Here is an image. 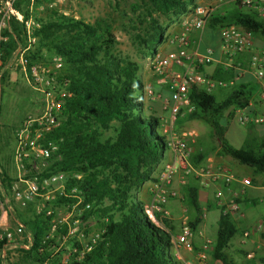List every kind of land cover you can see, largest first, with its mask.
Segmentation results:
<instances>
[{
    "label": "trees",
    "instance_id": "16d2710c",
    "mask_svg": "<svg viewBox=\"0 0 264 264\" xmlns=\"http://www.w3.org/2000/svg\"><path fill=\"white\" fill-rule=\"evenodd\" d=\"M130 1L132 14L139 10V6L144 8V15L134 16V21L140 23L139 19H147L146 37L141 41L150 46L164 39L163 28L152 15L174 17L183 13L186 3L191 2ZM22 2L26 3V0H17L14 7L27 18V12L20 7ZM35 21L38 25L33 28L32 35L36 44L24 55L26 65L29 67L46 61L48 57H59L66 73L56 77V84L62 85L69 95L62 104L57 128L44 137L56 145L57 151L41 175L65 174L67 191L63 196L54 198L51 206L64 207L81 198L84 204L89 205L81 223L93 217L102 230L91 251L83 254L78 261L73 256L68 264H177L169 253L171 223L160 212L152 213L154 222L149 220L143 203L132 195L133 189L141 183L154 181L151 175L167 150L165 138L159 133L158 119L143 113L137 65L112 55L114 41L106 25L92 26L55 13ZM229 25L239 26L249 36L264 37V18H259L254 11L234 9L215 13L205 27L219 30ZM24 44L21 25L11 21L8 41L1 47L2 63L15 55L17 46ZM197 69L202 72L201 66ZM3 78L0 76L1 81ZM209 78L225 84V87L217 88L220 97L191 86L188 99L194 111L184 118L205 122L218 156L247 168L252 175L264 174V140L248 138L242 146L234 148L224 137L226 126L220 123L224 112L228 111L226 120H230L233 110L247 108L251 90L247 85L236 82L238 76L232 67L216 65ZM105 133L110 134L103 137ZM3 137L0 135V139ZM2 141L0 153L6 145L5 138ZM203 158V155H198L193 159L200 162ZM0 167V189L7 193L12 180L1 163ZM75 175H79L80 179L77 180ZM72 187L75 193L69 194L68 190ZM181 202L189 214L186 224L194 230L202 214L196 184L182 188ZM15 219L23 227L30 244L27 251H20L15 258L17 264L52 262V249L57 246L54 242L62 241L66 225L58 226L45 240L50 217L34 213L23 218L16 213ZM236 233L228 214H219L213 244L208 251L211 260L220 264H235L228 256L227 248Z\"/></svg>",
    "mask_w": 264,
    "mask_h": 264
},
{
    "label": "built area",
    "instance_id": "2783aa9c",
    "mask_svg": "<svg viewBox=\"0 0 264 264\" xmlns=\"http://www.w3.org/2000/svg\"><path fill=\"white\" fill-rule=\"evenodd\" d=\"M238 1L241 6L249 7L251 11L256 12L259 18H264V0ZM16 2L17 0H0V66L3 54L1 47L8 41L11 21H15L21 25L25 37L24 46H17L15 55L18 57L19 69L22 72H28L25 77L36 95L40 112L36 117H26L13 132L12 164L15 176L7 193L0 189V263L7 264L12 258H16L20 251H27L30 247L23 227L19 223L13 221V228L7 227L4 213L6 214L13 205L20 210L33 206L35 214L43 213L45 217L51 218L45 240L51 237L58 226L66 225L65 233L61 237L62 241L52 249L54 260L52 262L45 261L42 264H68L73 256L78 261L83 254L91 251L102 230L89 235L85 234L84 238L79 228L82 225V215L89 210V205L84 204L81 198H77L73 204L62 207L66 213L61 218L53 220L51 217L54 209L51 202L55 198L53 193L58 190L61 184L65 183L67 177L60 172L41 175L57 151L56 145L45 140L43 135L58 125L62 103L53 97L56 83L54 74L49 69L36 64H31L29 67L26 65L24 55L28 50H31L36 40L32 32L33 28L37 27V23L30 18H24L22 13L14 7ZM213 11L208 6L196 5L193 7L189 15L181 17L182 30L166 38L165 43L172 50L164 57L155 56L152 59V72L157 76L163 75V79H160L158 83L166 82L169 88V96L161 100L163 108L167 110V117L164 121V128L160 131L165 138L166 149L173 158L171 162L161 166L149 186V205L145 207L144 212L152 222L153 212H160L166 218L167 212L164 205L170 199L177 197L171 183L178 172L184 176L189 175L195 178L200 187L214 184L225 188L226 197L223 188L217 189L213 194L214 203L222 215L237 211L236 200L250 185L248 178H241L237 181L223 168L213 169L209 166L192 168L189 159L192 155L190 142L193 141L194 132L186 131L176 135L171 128L177 120L183 119L194 111L188 99L191 86L200 88L206 93H211L218 87H225V84L215 82L204 73L198 72L197 67L203 66L210 60L211 55L208 50L203 55H188L187 53L190 45L187 31L190 28L196 30L204 28ZM218 32L222 67H232L237 76L246 71L257 80L262 79L264 77V50H255L250 36L237 25H229L219 29ZM245 53L248 54L245 67L239 62L234 63L235 57ZM61 65L59 57L53 58L52 69L58 70ZM171 66L180 68V71L169 73ZM146 93L148 97L152 95L149 90ZM237 122L240 126L264 124V116L244 113L238 117ZM233 182H238L239 186L235 190H229V186ZM74 193L75 189H71L69 192V194ZM63 195L59 193L57 197ZM261 196L264 197V188H262ZM180 230L185 239V242L182 243L183 249L188 253H193L191 239L194 235L200 234L195 229H190L186 223L182 224ZM247 237L248 233L243 232L242 239ZM72 238H76L78 242ZM81 238L84 240L82 241ZM212 244L213 242L208 239L202 241L200 251L196 253V264H206V251L212 247ZM247 258L250 259L251 255H247ZM182 264L188 263L183 262Z\"/></svg>",
    "mask_w": 264,
    "mask_h": 264
},
{
    "label": "rangeland",
    "instance_id": "374dc122",
    "mask_svg": "<svg viewBox=\"0 0 264 264\" xmlns=\"http://www.w3.org/2000/svg\"><path fill=\"white\" fill-rule=\"evenodd\" d=\"M131 1L130 0H26V3L22 2L20 7L25 10L28 14L27 18H30L33 22L37 23L35 19L41 20L46 18L49 13H55L59 16H63L65 18H70L73 20L81 21L85 24L94 26L95 24L106 25L110 29V33L113 37L114 45L112 47V55L116 59L126 60L134 62L137 65V78L141 84V99L143 103V113L144 115L151 114L159 121V133L162 135L160 129L164 128V121L167 117V110L163 108V104L161 100L165 97L163 96L162 92L156 89V86L161 85L163 89L168 87V84L165 83H158L160 79H163V75L157 76L152 72V59L155 56L164 57L167 55L172 49L166 45L165 41L166 38L175 34L173 28L177 26L178 17L176 15L174 17H167L162 18L155 15H152L153 18L156 19L157 23L163 28V36L164 39L161 43L154 44L152 46L142 43L141 40H144L146 37L147 32V21L146 18L139 19V22L134 21V16H143L144 15V8L139 6V10H136L134 14L131 11ZM138 21V20H137ZM38 25V24H37ZM36 41L32 45V48L35 46ZM53 58L55 57H48L46 61L37 62L35 63L38 66L44 67L49 69L55 77L63 76L66 73V70L63 65L58 70L52 69L53 67ZM242 63H241V62ZM239 62L241 65L244 62L241 59L236 60L234 63ZM205 65V64H204ZM0 76H4L3 80H0V135L5 136L0 140L5 138L6 145L4 144V148H2L3 152L0 153V163L4 169L6 175L12 180L15 176V169L12 164V150H13V132L18 127L20 122L24 120L26 117H36L39 115L40 107L36 102V95L30 88L26 77V72H22L19 69L18 64V57L13 55L6 63H2L0 66ZM180 68L176 66H171L169 68V73L179 72ZM204 74L209 76L210 74L204 70ZM203 73V72H202ZM2 74V75H1ZM255 79L252 77V80ZM149 90L152 92V95L148 97L146 91ZM212 95L217 96L219 98V90L215 89L212 92ZM225 93V92H224ZM137 95V94H136ZM53 97L56 101H60L62 104L69 98V95L66 91H64L63 86L60 84L54 85ZM166 113V114H165ZM226 112L223 113L225 116ZM221 124L226 126L227 137L226 140L231 146L234 148H239L242 143L240 144V138L243 132L242 127L238 126L236 123V119L226 120L221 119ZM58 126V125H57ZM57 126L52 130L56 129ZM172 131L176 135H180L182 132L186 131H193L195 136L197 134L203 135L200 137L198 143L197 142H190V146L192 148V155L191 159L189 160V164L192 168L197 169L201 167V163L199 161L194 160V156L201 155L202 153L208 152L213 154L217 161L216 166L213 169H225L227 170L232 176L235 178V175L240 173L242 170H246V172H250L247 168L240 166L226 157L215 155V142L214 139L210 135V129L205 124L202 119H180L177 120L171 126ZM261 131V136L264 139V126L259 127ZM110 133H105L103 137L108 136ZM163 136V135H162ZM232 136V137H231ZM46 137V134L43 135V138ZM194 137V141H195ZM243 141V140H242ZM3 143V141H2ZM202 148L199 149L198 145ZM206 148V149H205ZM202 152V153H201ZM173 160L170 154V160L167 162H171ZM194 160V161H193ZM165 162V163H167ZM159 164V163H158ZM164 164V163H163ZM162 164V165H163ZM161 165V166H162ZM161 168V167H160ZM160 168L158 165L156 166L155 170L153 171L151 178L155 179L156 175L158 174ZM0 171L2 168L0 167ZM236 173V174H235ZM247 175V174H246ZM252 175V174H251ZM177 177V184L179 189L175 190L177 197L170 199V200H177L179 197L181 198L182 188L186 185L197 184V180L192 176H184L181 172H178L176 175ZM174 176V177H175ZM256 176V175H252ZM173 177V179H174ZM75 178L78 180L80 179L79 175H75ZM244 178H248L251 182L250 176H245ZM172 179V182H173ZM152 181H146L138 185L136 188L133 189L132 195L135 199L141 201L143 203V208L149 205V186ZM65 183L61 184L53 193V197H57L58 194H65L66 186ZM172 184V183H171ZM71 189H75L74 187L69 188L68 193ZM145 194V198L143 197ZM214 194V193H213ZM262 197V196H261ZM239 198V197H238ZM238 201V199L236 200ZM261 202V200L257 201ZM183 208L185 206L181 202ZM239 205V201L237 203ZM33 206H29L26 209H13L15 208L11 205L10 210L5 214L4 217L6 219L7 227L10 229L13 228V221L15 219V214L18 213L23 218L30 217L34 214ZM240 211L243 210L245 216L249 213L252 217L258 216L263 212V207L261 204L257 203L255 205H250L246 202L240 205ZM30 210V211H29ZM186 211V209H185ZM239 212V206L236 212H234V216ZM66 210L62 207H54L51 217L53 220H57L64 216ZM183 216H186V222L189 220V214L186 211ZM219 214L214 211L210 210L207 214V222H209L213 228L215 225V221H217ZM255 217V218H256ZM148 218V217H147ZM255 218H251L250 223L255 221ZM154 222V221H153ZM245 219L243 218L240 220L239 229L246 227L244 225ZM246 224V223H245ZM79 230L83 234L85 238V234L89 235L91 233L100 232L101 228L99 225H96L95 219L93 217H89L85 220L84 224L80 226ZM208 238L212 239V234L207 236ZM236 236L233 237V239ZM83 238V240H84ZM206 238V239H208ZM208 239V240H210ZM72 240L77 241L76 238H72ZM82 240V238H81ZM82 240V241H83ZM211 240V241H212ZM80 241V242H82ZM78 242V241H77ZM56 245H59L58 240L54 242ZM211 248V247H210ZM209 248V249H210ZM209 249L206 251L208 254ZM228 256L230 259L235 263V261L239 258L237 256L232 255L227 251ZM17 260L12 258L9 264H17ZM25 264V263H24ZM27 264V263H26Z\"/></svg>",
    "mask_w": 264,
    "mask_h": 264
},
{
    "label": "crops",
    "instance_id": "0c3cea01",
    "mask_svg": "<svg viewBox=\"0 0 264 264\" xmlns=\"http://www.w3.org/2000/svg\"><path fill=\"white\" fill-rule=\"evenodd\" d=\"M196 5L200 6H208L212 8L213 14L219 13L222 14L223 12H229L234 9H240L243 12H251V9L249 7L241 6L238 0H191V2L186 3L183 13L178 14V23L177 26L174 29L175 33L182 30V27L180 25L181 17L189 15L191 12V9L195 7ZM187 36L190 42V45L188 46L187 53L190 54H196V55H203L205 51L210 52V60L207 62V65H203L202 72L204 70L211 74L214 67L216 65H221L222 63V55L219 50V32L218 30H211L206 27L196 30L193 28H190L187 31ZM252 46L255 50H264V37H252L250 36ZM248 54H241L236 58V60L241 59L244 62V65L246 64ZM241 62V61H240ZM242 63V62H241ZM222 66V65H221ZM243 66V64H242ZM210 76V75H209ZM252 77H254L251 73L244 71L241 75L238 76V79L236 80L237 83L244 84L248 86V89L251 90V96L247 103V108L245 109H235L233 110V117L230 119H236V123L238 126H240L237 122V119L240 115L244 113H252L253 115L257 116H264V77L260 80L255 79L252 80ZM156 89L162 92L164 98H167L169 96V88L166 87L163 89V86L158 85L156 86ZM228 111H226L227 113ZM166 114V113H165ZM223 119H226V114L223 116ZM260 126H264V124H249L247 126H240L243 129L241 138H240V144L248 140V138H254L258 141L264 140L261 136V129ZM200 133L197 134V136L194 137L195 141H199L200 137H202ZM224 137H227V131L225 129L224 131ZM232 137V136H231ZM225 138V139H226ZM194 139V138H193ZM243 140V141H242ZM230 141V139H229ZM228 141V142H229ZM199 144V143H198ZM197 144V145H198ZM241 145V146H242ZM216 146V144H215ZM199 149L202 147L199 146ZM206 149V148H205ZM206 153H202L201 155L204 156L203 160L200 161V165L202 166H209L211 168H214L217 164V161L213 154L208 152V149H206ZM217 152V147L215 149V155ZM170 160V153L166 150L163 152L162 157L159 161L158 167L160 168L161 165L167 161ZM236 174V173H235ZM247 174V175H246ZM245 176L251 177L250 185L243 190V193L239 196V212L234 216V213L228 214L231 221L234 223V226L237 230V233L234 235L236 236L234 239L233 237L230 239L228 243L227 251L231 253L232 255H236L237 259L235 261V264H264V237L261 235H264V209L263 212L256 216H251L249 213L247 216H245L246 212L240 211V205L244 202L255 205L257 203L261 204V206L264 208V197H261V191L262 188H264V174H259L256 176H252L251 172H246V170L240 171V173L237 172L235 175V179L238 181L241 178H244ZM239 186L238 182H233L229 186V190H235ZM172 189L177 190L179 189V186L177 184V177L175 176L173 179V182L171 184ZM197 188V197H198V204L201 211V220L196 226L195 230L200 235H194L191 239V246L193 253L186 252L183 247L182 243L185 242V239L182 236L181 233V226L183 223H186V216H183L185 208H183L181 204V198L177 200H169L164 205V209L167 212L166 219L171 223L172 225V231H171V237H170V249L169 253L175 260L177 264H182L183 262H186L188 264H196V253L200 251V246L202 244V241L207 236L212 234V237L215 234L216 229V222L214 228L213 226L207 222V214L210 210L216 211L218 214H220L219 209L214 203L213 200V193L217 189H221L223 187L219 185L214 184H208L206 187H200L198 182L196 184ZM224 189V195L227 196V191ZM145 194H143V197L145 198ZM261 202H257V201ZM256 217V218H255ZM219 218V217H218ZM245 219L244 225L246 227L239 229L240 220ZM251 218H255V221L250 223ZM218 220V219H217ZM246 223V224H245ZM247 232L248 237L246 239H242V233ZM210 239V238H208ZM212 240V239H210ZM247 255H251V258L248 259ZM206 264H220L218 261H213L209 257L208 254H206Z\"/></svg>",
    "mask_w": 264,
    "mask_h": 264
}]
</instances>
